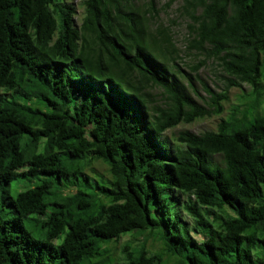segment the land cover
Returning a JSON list of instances; mask_svg holds the SVG:
<instances>
[{"label": "trees", "instance_id": "1", "mask_svg": "<svg viewBox=\"0 0 264 264\" xmlns=\"http://www.w3.org/2000/svg\"><path fill=\"white\" fill-rule=\"evenodd\" d=\"M175 1L0 0V264H264V0Z\"/></svg>", "mask_w": 264, "mask_h": 264}, {"label": "rangeland", "instance_id": "2", "mask_svg": "<svg viewBox=\"0 0 264 264\" xmlns=\"http://www.w3.org/2000/svg\"><path fill=\"white\" fill-rule=\"evenodd\" d=\"M70 1H72L77 7L78 13L75 16V20L78 24H80L82 16H83V11H84L81 6L82 0H70ZM137 1L139 4H144L147 0H137ZM156 1H157V5L159 8L164 7L168 2V0H156ZM181 3H182L181 0L175 1V3H173L171 7H166V10H162L159 15L160 17L159 20L167 24L170 23L172 20H175L178 22V24L174 26V31L176 32L175 36H176L178 45L183 47L184 37L186 35V20L180 15L179 7ZM197 61L198 59L195 57V55H190V56L185 57V62H188L190 64H193L194 62H197ZM199 74L213 89L218 90V91L222 89L220 82L216 79V75L213 72V67L211 65L208 67H202L201 70L199 71ZM196 83L200 90V94L205 95V92L201 88L200 82L196 81ZM249 90H250V86L247 84H244L241 88H235L231 90V103L227 105V113L230 111V109H232L233 105H237L243 102V100L245 99V94L248 93ZM259 112L264 114V109H261V111ZM257 113H258V110L254 111L248 116V119L253 120L255 116L257 115ZM218 121L219 119H217L216 117L204 118V119L197 120L196 122L192 124L181 125L179 128L186 127V128L191 129L194 132L199 133V132L206 131L208 129H216ZM36 181H37L36 178H23V179L14 181L12 184L13 194H15L16 191H22V190H26L32 187L36 183ZM128 239H129V236L123 237L119 242L114 243L111 246L116 251H120L121 248L124 246V242L127 241ZM152 240L153 238H150L149 242L151 243ZM141 241L137 239V240H134L133 242L134 244H138Z\"/></svg>", "mask_w": 264, "mask_h": 264}]
</instances>
